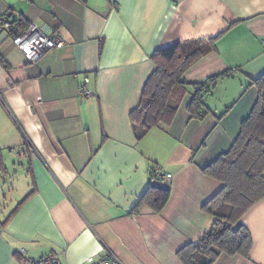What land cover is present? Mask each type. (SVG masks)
<instances>
[{
  "label": "crops",
  "instance_id": "0c3cea01",
  "mask_svg": "<svg viewBox=\"0 0 264 264\" xmlns=\"http://www.w3.org/2000/svg\"><path fill=\"white\" fill-rule=\"evenodd\" d=\"M5 19L58 31L65 45L31 64ZM216 37L184 75L197 84L234 71L210 86L212 113L190 120L189 86L172 125L137 140L130 114L154 52ZM0 55V212L12 206L0 219V264L50 254L91 264L108 253L119 264H183L178 252L210 229L203 208L224 187L202 169L231 148L258 99L246 87L264 74V0H0ZM153 171L171 188L160 213L141 202ZM241 224L249 255L213 264H264V198Z\"/></svg>",
  "mask_w": 264,
  "mask_h": 264
},
{
  "label": "trees",
  "instance_id": "16d2710c",
  "mask_svg": "<svg viewBox=\"0 0 264 264\" xmlns=\"http://www.w3.org/2000/svg\"><path fill=\"white\" fill-rule=\"evenodd\" d=\"M14 22L18 23V29L9 32L12 38L31 24L24 19ZM219 38L185 40L154 52L151 59L155 70L144 86L140 104L130 114L137 140L155 127L172 125L189 86L194 89L187 105L190 120L202 121L212 113L205 105L210 86H216L220 79L232 76L234 71L227 70L197 84L188 83L184 75L196 61L217 49ZM0 61H3L1 55ZM249 88H256L258 99L241 122L236 140L226 153L202 169L224 187L203 208L213 218L210 229L198 241L178 252L183 264H213L222 254L249 255L252 238L241 219L264 198V74L251 80L246 90ZM229 111L227 109L216 120L220 121ZM151 177L154 183L150 184L141 202L160 213L169 202L171 188L160 184L161 178L154 171Z\"/></svg>",
  "mask_w": 264,
  "mask_h": 264
},
{
  "label": "built area",
  "instance_id": "2783aa9c",
  "mask_svg": "<svg viewBox=\"0 0 264 264\" xmlns=\"http://www.w3.org/2000/svg\"><path fill=\"white\" fill-rule=\"evenodd\" d=\"M4 31H16L18 23L12 20H4L2 24ZM14 46L23 54L27 62L31 64L37 63L47 52L54 49H62L65 41L58 31H48L36 23H31L20 34L12 38ZM84 94H89L85 92ZM171 178V175L168 176ZM91 264H119L116 257L108 253L107 257L99 262L90 259ZM27 264H61L58 255L50 254L41 259H33Z\"/></svg>",
  "mask_w": 264,
  "mask_h": 264
},
{
  "label": "rangeland",
  "instance_id": "374dc122",
  "mask_svg": "<svg viewBox=\"0 0 264 264\" xmlns=\"http://www.w3.org/2000/svg\"><path fill=\"white\" fill-rule=\"evenodd\" d=\"M17 168V167H16ZM18 169V168H17ZM12 171V169L10 170ZM13 172V171H12ZM10 176L7 177V175H2L3 178L7 177L9 178H13V174L9 173ZM21 190V188H20ZM20 190L18 193H20ZM7 193V192H5ZM5 194L1 195V201H4V198L2 199V197H4ZM19 195H16V197H18ZM14 198V197H13ZM11 200V199H10ZM8 205L10 206L9 208L7 207V210L5 211V207L1 210L2 212H0V219L2 220L3 218L7 217V215L9 214L10 210L12 209L11 203L8 201Z\"/></svg>",
  "mask_w": 264,
  "mask_h": 264
}]
</instances>
